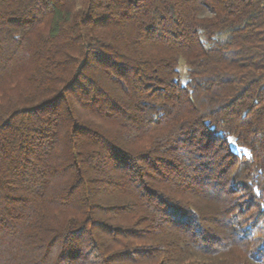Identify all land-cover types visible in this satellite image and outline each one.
I'll return each instance as SVG.
<instances>
[{
  "label": "trees",
  "instance_id": "trees-1",
  "mask_svg": "<svg viewBox=\"0 0 264 264\" xmlns=\"http://www.w3.org/2000/svg\"><path fill=\"white\" fill-rule=\"evenodd\" d=\"M0 264H264V0H0Z\"/></svg>",
  "mask_w": 264,
  "mask_h": 264
},
{
  "label": "rangeland",
  "instance_id": "rangeland-1",
  "mask_svg": "<svg viewBox=\"0 0 264 264\" xmlns=\"http://www.w3.org/2000/svg\"><path fill=\"white\" fill-rule=\"evenodd\" d=\"M180 71H181V73L183 74V72H184V69H183V67H182V66H180Z\"/></svg>",
  "mask_w": 264,
  "mask_h": 264
}]
</instances>
